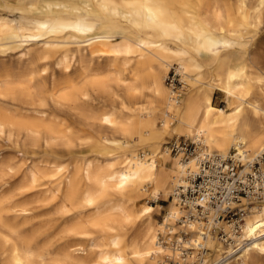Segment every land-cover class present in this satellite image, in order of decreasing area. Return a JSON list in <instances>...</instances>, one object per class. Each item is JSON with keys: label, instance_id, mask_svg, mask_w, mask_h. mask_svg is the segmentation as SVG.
<instances>
[{"label": "bare ground", "instance_id": "bare-ground-1", "mask_svg": "<svg viewBox=\"0 0 264 264\" xmlns=\"http://www.w3.org/2000/svg\"><path fill=\"white\" fill-rule=\"evenodd\" d=\"M263 9L264 0H0V64L10 48L20 60L0 68V264L178 258L158 241L179 228L176 184L201 155L264 146ZM173 67L179 96L166 82ZM217 89L225 106L214 104ZM174 134L196 142L188 161L160 148ZM161 196L166 204L139 203ZM189 229L197 239L200 225ZM206 242L209 262L264 264V199L234 241Z\"/></svg>", "mask_w": 264, "mask_h": 264}, {"label": "built area", "instance_id": "built-area-1", "mask_svg": "<svg viewBox=\"0 0 264 264\" xmlns=\"http://www.w3.org/2000/svg\"><path fill=\"white\" fill-rule=\"evenodd\" d=\"M166 82L173 94L179 96L183 81L174 67ZM164 147L171 154H183V160L188 161L196 142L184 135H174ZM185 180L176 184L173 194L181 209L174 220L179 228L174 233L160 231L158 241L179 253L178 258L166 256L170 264H216L208 261V237L234 241L253 202L264 199V146L255 153L238 152L233 147L228 156L201 155L197 169ZM192 223L201 228L193 241V231L189 229ZM187 241L191 244L186 245ZM187 257L192 260H186Z\"/></svg>", "mask_w": 264, "mask_h": 264}, {"label": "rangeland", "instance_id": "rangeland-1", "mask_svg": "<svg viewBox=\"0 0 264 264\" xmlns=\"http://www.w3.org/2000/svg\"><path fill=\"white\" fill-rule=\"evenodd\" d=\"M177 9L178 10H181V4H180V2H178V4H177ZM258 28H259L260 31L261 30L264 31V9H263V12H262V22L259 24V27ZM2 55H5L3 57H4L6 63H1L0 64V68L4 64L11 66V64H14L17 61H20L18 59L17 54H16V49H14V48H12V49L10 48V49L6 50L5 53H1V57H2ZM24 64H26V62L22 63V65H24ZM173 66H176V64H174ZM131 68H132V64L131 63H128L127 65H125V67L123 69L124 73L125 74H129ZM212 72L214 74H218V70L217 69L212 70ZM184 89H187V88L184 87ZM214 104L216 106H225V104H226L225 99H224V96H223V93H221L218 89L215 91V94H214ZM174 135L167 136L165 139H163L161 141V143H160V148H163V145H165V142L167 140H170ZM147 200H149V203L150 204H153V205H156L157 203H163V204H166L167 203V199H163L162 196L158 200H155V199L149 198V197L142 198V199H140L139 203L140 204H143V203L147 202ZM165 212H166L165 209H163L160 212H155L154 216H155V218L157 220H159L160 222H162L163 221V218H164Z\"/></svg>", "mask_w": 264, "mask_h": 264}]
</instances>
